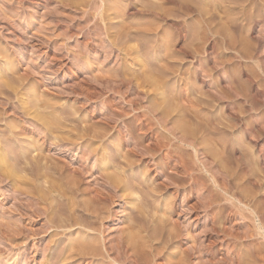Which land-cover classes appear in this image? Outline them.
Instances as JSON below:
<instances>
[{
  "label": "rangeland",
  "instance_id": "rangeland-1",
  "mask_svg": "<svg viewBox=\"0 0 264 264\" xmlns=\"http://www.w3.org/2000/svg\"><path fill=\"white\" fill-rule=\"evenodd\" d=\"M1 78L0 155L22 177H7L0 165V264L18 254L15 264H131L115 249L104 258L69 249L96 235L111 249L134 233L140 239L129 246L147 257L138 256L140 264L264 262V0H0ZM108 168L123 178L117 197L100 186ZM71 171L80 176L72 180ZM88 186L110 197L104 208L116 212L98 232L83 215L92 205ZM62 215L70 223L55 227Z\"/></svg>",
  "mask_w": 264,
  "mask_h": 264
},
{
  "label": "bare ground",
  "instance_id": "bare-ground-1",
  "mask_svg": "<svg viewBox=\"0 0 264 264\" xmlns=\"http://www.w3.org/2000/svg\"><path fill=\"white\" fill-rule=\"evenodd\" d=\"M187 9H188V8H187ZM188 10H189V9H188ZM189 11H190V10H189ZM189 11H188V12H189ZM147 13H148V12H147ZM154 15H155V14H154ZM154 15H153V16H154ZM152 30L155 31L154 29H152ZM152 30H151V31H152ZM156 33H157V32H156ZM121 35H122V34H121ZM154 37L156 38V35H155ZM1 55H2V54H1ZM5 58H6V57H5ZM8 61H9V59H8ZM8 61L6 60V62H8ZM159 63H160V62H159ZM8 64L11 65L10 63H7L6 65H8ZM166 66H167V65H166ZM163 67H164V66H163ZM163 67H162V68H163ZM6 70H7V69H6ZM9 70H10V68H9ZM12 70H13V69H12ZM7 71H8V70H7ZM2 72H3V71H1V73H2ZM5 72H6V71H5ZM9 72H10V71H9ZM13 72H14V71H13ZM12 74H13V73H12ZM12 74H11V75H12ZM14 74H15V73H14ZM148 74H149V73H148ZM8 75H9V74H8ZM8 75H7V76H8ZM7 76H6V77H7ZM9 76H10V75H9ZM149 76H151V75H149ZM152 76H154V75H152ZM4 77H5V76H4ZM146 77H147V76H146ZM8 78H9V77H7V79H6V78H5V79H6V80H9ZM151 79H152V78H151ZM155 79H156V78H155ZM0 80H2V78H1ZM106 80H107V79H106ZM106 80H104V81H106ZM156 80H157V79H156ZM10 81H11V80H9V82H10ZM110 81H111V80H110ZM3 82H5V81H3ZM22 82H23V81H22ZM22 82H21V84H23ZM108 82H109V81H108ZM108 82H107V83H108ZM151 82H152V81H151ZM153 82H156V81H153ZM1 84H2V83H0V85H1ZM14 84H18V83H14ZM19 84H20V83H19ZM19 84H18V87H19ZM104 84H105V82H104ZM110 84H111V83H110ZM6 85H8V81H7V84H6ZM10 85H12V84H10ZM151 85H152V84H151ZM157 85H158V84H157ZM8 86H9V85H8ZM21 86H22V85H21ZM152 86H155V84L152 85ZM1 87H2V86H1ZM3 87H5V86H3ZM3 87L1 88V90L4 89ZM10 87H11V86H10ZM15 87H16V86H15ZM104 87H106V86H104ZM7 88H8V87H7ZM23 88H24V87H23ZM110 88H111V87H110ZM110 88H109L108 90H110ZM10 89H11V88H10ZM13 89H15V88H13ZM33 89H34V88H33ZM1 90H0V91H1ZM154 90H155V89H154ZM159 90H160V89H159ZM10 91H13V90H10ZM14 91H15V90H14ZM14 91H13V92H14ZM20 91H21V90H20ZM2 92H4V91H2ZM15 92H16V91H15ZM156 92H157V90H156ZM115 93H116V92H115ZM1 94H4V93H0V95H1ZM5 94H6V93H5ZM18 94H19V93H18ZM89 94H90V93H89ZM94 94H95V93H94ZM85 95H86V94H85ZM90 95H91V94H90ZM37 96H38V95H37ZM86 96H87V95H86ZM96 96H97V95H96ZM31 97H32L31 100L35 99V98H33V96H31ZM9 98H10V97H9ZM39 98H40V97H39ZM90 98H91V97H90ZM96 98L98 99V97H96ZM37 99H38V98H36V101L39 100V99H38V100H37ZM97 99H96V100H97ZM39 101H40V100H39ZM42 101H43V100H42ZM47 102H48V101H47ZM88 102H89V101H88ZM6 103H8V102H6ZM33 103H34V102H33ZM38 103H39V102H38ZM42 104H43V103H42ZM42 104H41L40 106H42ZM50 104H51V103H50ZM43 105H44V104H43ZM46 105H47V104H46ZM0 106H1V105H0ZM27 106H28V105H27ZM31 106H32V105H31ZM49 106H50V105H49ZM4 107H5V106H4ZM24 107H25V106H24ZM29 107H30V106H29ZM42 107H44V106H42ZM1 108H2V107H1ZM25 108H26V107H25ZM32 108H33V107H32ZM38 108H39V107H38ZM44 108L46 109V107H44ZM27 109H28V108H27ZM27 109H25V110H27ZM30 109H31V107H30ZM36 109H37V108H36ZM36 109L34 108V110H36ZM45 109H44V110H45ZM49 109H50V108H49ZM49 109H48V110H49ZM27 111H28V110H27ZM27 111H26V112H27ZM39 111H41V110H39ZM53 111H54V110H53ZM122 111H123V109H122ZM126 111H127V110H126ZM29 112L32 113V111H30V110H29ZM55 112H56V111H55ZM55 112H54V113H55ZM114 112H116V111H114ZM38 113H40V112H38ZM120 113H121V112H120ZM124 113L126 114V112H124ZM22 114H23V113H22ZM26 114H27V113H26ZM28 114H29V113H28ZM34 114H36V113H34ZM48 114H49V113H48ZM52 114H53V113H52ZM115 114H116V113H115ZM115 114H114V115H115ZM122 114H123V113H122ZM40 115H41V113H40ZM42 115L44 116V115H46V114L42 113ZM49 115H50V114H49ZM53 115H54V114H53ZM55 115H56V114H55ZM105 115H106V114H105ZM105 115H104V116H105ZM118 115H119V114H118ZM118 115H116V116H118ZM127 115H128V114H127ZM136 115H138V113H137ZM154 115H155V114H154ZM18 116H19V115H18ZM25 116H26V115H25ZM27 116H30V115H27ZM61 116H62V115H61ZM68 116H71V114H69ZM123 116H124V115H123ZM32 117H34V116H32ZM81 117H82V116H81ZM120 117H122V116H120ZM120 117L118 116L117 118H120ZM136 117H137V116H136ZM138 117H139V115H138ZM143 117H144V116H143ZM42 118H43V117H42ZM51 118H52V117H51ZM54 118H56V117H54ZM57 118H59V117H57ZM73 118H74V117H73ZM132 118H134V117H132ZM32 119H33V118H32ZM34 119H35V118H34ZM48 119H49V116H48ZM69 119H70V118H69ZM76 119H77V118H76ZM84 119H85V118H84ZM108 119H109V118H108ZM158 119H159V121H160V118H158ZM25 120H26V119H25ZM49 120H50V119H49ZM51 120H52V119H51ZM57 120H59V119H56V121H57ZM64 120H65V119H64ZM67 120H68V118H67ZM82 120H83V118H82ZM82 120H81V121H82ZM111 120H112V119H111ZM111 120H109V122H110ZM113 120H114V119H113ZM116 120H117V119H116ZM140 120H141V119H140ZM31 121H32V120H31ZM36 121H37V120H36ZM53 121H54V119H53ZM72 121H73V120H72ZM74 121H77V120H74ZM137 121H138V120H137ZM29 122H30V121H29ZM32 122H34V121H32ZM50 122H51V121H50ZM60 122H61V121H60ZM79 122H80V120H79ZM127 122H128V121H127ZM40 123H41V122H40ZM42 123H44V122H42ZM47 123H48V121H47V122L45 123V125H44V126H46V128L48 127V126H47V125H48ZM64 123H66V122H64ZM115 123H116V122H115ZM133 123H134V122H133ZM46 124H47V125H46ZM50 124H52V122L49 123V125H50ZM60 124H62V123H60ZM80 124H81V122H80ZM84 124H85V122H84ZM107 124H108V123H107ZM124 124H125V122H124ZM37 125H38V124H37ZM63 125H65V124H63ZM82 125H83V124H82ZM93 125H94V124H93ZM95 125H96V124H95ZM109 125H110V124H109ZM130 125H131V123H130ZM248 125H250V124H248ZM251 125H252V124H251ZM38 126H39V125H38ZM65 126H66V125H65ZM75 126H76V125H75ZM79 126H80V125H79ZM83 126H84V125H83ZM50 127H52V126H50ZM91 127H92V126H91ZM110 127H111V126H110ZM126 127H127V126H126ZM128 127H129V126H128ZM128 127H127V128H128ZM249 127H250V126H249ZM252 127H253V126H252ZM40 128H41V127H40ZM54 128H55V126H54ZM58 128H59V127H58ZM60 128H61V127H60ZM62 128H64V127L62 126ZM76 128H78V125H77ZM81 128L83 129V127H81ZM89 128H90V127H89ZM89 128L87 129V131L89 130ZM117 128H118V127H117ZM119 128H120V127H119ZM36 129H37V128H36ZM56 129H57V128H56ZM92 129H94V127H93ZM92 129H90L89 131H91ZM95 129H96V128H95ZM104 129H105V128H104ZM106 129H107V128H106ZM115 129H116V128H115ZM19 130H20V129H19ZM39 130H40V129H39ZM60 130H61V129H60ZM78 130H79V128H78ZM102 130H103V129H102ZM120 130H121V129H120ZM133 130H134V129H133ZM43 131H45V130H43ZM54 131H55V130H54ZM74 131H75V130H74ZM74 131H73V132H74ZM97 131H98V130H97ZM106 131H107V130H106ZM121 131H123V129H122ZM131 131H132V130H131ZM131 131H130V132H131ZM51 132H53V131H51ZM64 132H65V131H64ZM64 132H63V133H64ZM73 132H72V133H73ZM83 132L85 133L84 129H83ZM91 132H92V131H91ZM91 132H90V133H91ZM94 132H95V130H94ZM94 132H93V133H94ZM11 133H12V132H11ZM48 133H49V132H48ZM61 133H62V132H61ZM69 133H70V132H69ZM69 133H68L67 135H69ZM74 133H75V132H74ZM79 133H80V131H79ZM90 133L88 132V134H90ZM105 133H106V132H105ZM119 133H120V132H119ZM124 133H125V132H124ZM42 134H43V133H42ZM57 134H58V133H57ZM77 134H78V133H77ZM82 134H83V133H81V135H82ZM85 134H86V133H85ZM98 134H99V133H98ZM98 134H96V135H97V138H98ZM52 135H53V134H52ZM64 135L66 136V134H64ZM71 135H72V134H71ZM71 135H70V136H71ZM91 135H92V134H91ZM102 135H103V134H102ZM50 136H51V135H50ZM61 136H62V135H61ZM75 136H76V135H75ZM82 136H84V135H82ZM42 137H44V136L42 135ZM46 137H47V136H46ZM104 137H106V136H104ZM48 138H49V136H48ZM51 138H52V137H50V142H51V140H52ZM60 138H61V137H60ZM68 138H69V137H68ZM76 138H77V137H76ZM81 138H82V137H81ZM91 138H92V137H91ZM62 139H64V137H63ZM88 139H89V138H88ZM95 139H96V138H95ZM102 139H103V138H102ZM130 139H131V138H130ZM0 140H1V139H0ZM32 140H33V139H32ZM56 140L59 141V143L61 142V140H58V139H56ZM126 140H127V139H126ZM178 140H179V139H178ZM180 140H181V138H180ZM188 140H189V139H188ZM35 141H36V140H35ZM41 141H42V140H41ZM43 141H44V140H43ZM48 141H49V140H48ZM74 141H75V140H74ZM88 141H89V140H88ZM94 141H95V140H94ZM99 141H101V140H99ZM190 141H192V140H190ZM70 142H71V141H70ZM89 142H90V141H89ZM182 142H184V140H183ZM39 143H40V142H39ZM41 143H42V142H41ZM75 143H76V142H75ZM92 143H93V141H92ZM98 143H99V142H98ZM193 143H194V142H193ZM193 143H192V144H193ZM195 143H196V142H195ZM26 144H28V142H27ZM30 144H31V142H30ZM30 144H28V145H30ZM44 144H45V143H44ZM50 144H51V143H50ZM54 144H55V142H54ZM68 144H69V143H68ZM70 144H71V143H70ZM88 144H89V143H88ZM164 144H166V143H164ZM168 144H169V143H168ZM52 145H53V144H52ZM66 145H67V144H66ZM73 145H74V144H73ZM30 146H31V145H30ZM30 146H29V147H30ZM32 146H33V145H32ZM32 146H31L30 148L35 149V147H32ZM35 146H36V145H35ZM49 146H50V145H49ZM61 146H62V144H61ZM86 146H89V145H86ZM91 146L93 147V144L90 145V147H91ZM97 146H98V145H97ZM167 146H168V145H167ZM167 146H165V147H167ZM193 146H194V145H193ZM20 147H21V146H20ZM39 147H40V145H39ZM41 147H42V146H41ZM43 147H44V146H43ZM84 147H85V146H84ZM92 147H91V151L93 150ZM95 147H96V146H95ZM98 147H99V146H98ZM24 148H25V147H24ZM64 148H65V146H64ZM76 148H77V147H76ZM158 148H159V147H158ZM161 148H162V147H161ZM37 149H38V147H37ZM67 149H68V148H67ZM84 149H86V147H85ZM194 149H195V148H194ZM1 150H2V149H1ZM22 150H23V149H22ZM25 150H26V149H25ZM27 150H28V149H27ZM31 150H32V149H31ZM41 150H42V149H41ZM43 150H44V149H43ZM64 150H65V149H64ZM81 150H82V149H81ZM87 150H88V152H89L90 148H87ZM148 150H150V149H148ZM161 150H162V149H161ZM166 150H167V149H166ZM259 150H260V149H259ZM39 151H40V150H39ZM83 151H84V150H83ZM150 151H151V150H150ZM25 152H26V151H25ZM25 152H24V153H25ZM30 152H31V151H30ZM153 152H154V151H153ZM5 153H9V152H5ZM27 153H28V152H27ZM36 153H37V152H36ZM68 153H69V152H68ZM81 153H82V151H81ZM148 153H149V152H148ZM151 153H152V152H151ZM0 154H1V153H0ZM2 154H3V152H2ZM37 154H39V153H37ZM41 154H42V153H41ZM48 154H49V153H48ZM85 154H87V153H85ZM92 154H93V153H92ZM92 154L90 153V155H92ZM149 154H150V153H149ZM260 154H261V152H260ZM18 155H20V153H19ZM153 155H154V153H153ZM0 156H1V155H0ZM2 156H3L4 158H1ZM2 156L0 157V162H1L0 165L3 166V167H2V169H3V168L8 164L7 162H8L9 160L6 161L8 158H5L6 156H4V155H2ZM8 156H10V155L8 154ZM21 156H22V155H21ZM40 156L43 157L42 155H40ZM44 156H45V155H44ZM51 156H52V155H51ZM86 156H88V155H86ZM22 157H23V156H22ZM33 157H34V156H33ZM38 157H39V156H38ZM46 157H47V156H46ZM53 157H54V156H53ZM17 158H20V157H17ZM23 158H24V157H23ZM27 158H30V157H27ZM36 158H37V157H36ZM36 158H35V159H36ZM43 158H44V157H43ZM123 158H124V157H123ZM197 158H198V157H197ZM30 159H31V158H30ZM32 159H34V158H32ZM35 159H34V161H35ZM37 159H38V158H37ZM49 159H52V157L50 158V155H49ZM49 159H48V160H49ZM81 159H82V158H81ZM198 159H199V158H198ZM26 160H27V159H26ZM48 160H46V164H44L45 166H46L47 164L50 163ZM106 160H107V158H106ZM124 160H126V158H125ZM127 160H128V158H127ZM127 160H126V161H127ZM29 161H30V160H29ZM36 161H37V160H36ZM36 161H35V163L37 164ZM38 161H39V159H38ZM47 161H48L49 163H47ZM87 161H89V160H87ZM87 161H86V162H87ZM119 161H120V159H119ZM181 161H182V160H181ZM199 161H200V160H199ZM19 162H20V161H19ZM19 162H18V163H19ZM30 162H31V161H30ZM44 162H45V161H44ZM81 162H82V161H81ZM113 162L116 163L115 161H113ZM117 162H118V161H117ZM122 162H123V161H122ZM21 163H22V162H21ZM41 163H42V160H41ZM103 163H105V162H103ZM114 163H112V164H114ZM181 163H183V162H181ZM23 164H24V163H23ZM30 164H31V163H30ZM30 164H29V166H30ZM32 164H33V163H32ZM32 164H31V166H32ZM65 164H66V163H65ZM121 164H122V163H121ZM34 165H35V164H34ZM34 165H33V167H34ZM38 165H40V163H39ZM44 165H43V164L41 165L42 168H43ZM81 165H82V164H81ZM107 165H108V164H107ZM179 165H180V162H179ZM183 165H184V164H183ZM183 165H182V166H183ZM20 166H22V164H21ZM45 166H44V168H45ZM49 166H50V165H49ZM51 166H52V165H51ZM87 166H88V165H87ZM102 166H103V165H102ZM105 166H106V165H105ZM111 166H112V165L110 164L108 167H111ZM114 167H115V166H114ZM179 167H180V166H179ZM6 168H7V166L4 168V170H5ZM8 168H10V165H9V164H8ZM12 168H13V167H12ZM47 168H49V167L47 166ZM47 168H46V169H47ZM57 168H58V167H57ZM76 168H77V167H76ZM104 168H105V167H104ZM117 168H118V167H117ZM183 168H185V166H184ZM13 169H14V168H13ZM46 169H45V170H46ZM50 169H52V167H51ZM108 169H109V168H108ZM113 169H115V168H113ZM4 170H3V171H4ZM6 170H7V171H5L6 173L4 172V175L6 174L7 177H8V176H15V177H16L17 175L19 176V173H16V172H18L19 169H18V170L14 169L16 172L11 171L10 169H9V171H8V169H6ZM37 170H39V169H37ZM54 170H55V169H54ZM54 170H53V172H54ZM86 170H87V168H86ZM109 170H110L111 173H112V170H111V169H109ZM187 170H188V169H187ZM22 171H23V170H22ZM33 171H34V170H33ZM35 171H36V170H35ZM46 171H47V170H46ZM61 171H63L62 168H61ZM84 171H85V169H84ZM106 171H107V170H106ZM106 171H102V172H105V175H104V174L102 175L104 181L102 180L103 183H102V185L100 184V186L103 187V188L105 189L104 191H106L107 194H108L109 196H111V195L114 196V195H115L114 197H117L120 193L117 195V193H115V191H116L115 189H117V188L120 187V185H121V184L119 183V181L117 180V179H119L120 177H119V178L117 177V179H116V176L119 175V174H117L116 176H115L114 173H112V174H114V175H112V174H106ZM7 172H9L10 175H7ZM11 172H12V173H11ZM13 172H14V173H13ZM43 172H44V171H43ZM49 172H51V170H50ZM49 172H46V173H47V174H51V173H49ZM53 172H52V173H53ZM64 172H65V171H64ZM71 172H72V171H71ZM91 172H92V171H91ZM21 173H22V172H21ZM33 173H35V172H33ZM38 173H39V171H38ZM46 173H45V174H46ZM69 173H70V172H69ZM109 173H110V172H109ZM1 174H2V173H1ZM14 174H15V175H14ZM16 174H17V175H16ZM36 174H37V173H36ZM55 174H56V171L54 172V175H55ZM58 174H59V173H58ZM78 174H79L78 172H72L71 175L74 177V178H72V180L75 179V177L77 178V176L79 177L80 175H78ZM120 174H121V173H120ZM188 174H189V173H188ZM188 174H187V175H188ZM22 175H23V174H22ZM37 175H38V174H37ZM54 175H53V176H54ZM61 175H62V174H61ZM69 175H70V174H69ZM71 175H70V176H71ZM18 176H17V177H18ZM34 176H36V175L34 174ZM34 176H33V177H34ZM48 176H49V175H48ZM90 176H91V175H90ZM122 176H123V175H122ZM122 176H121V177H122ZM0 177H1V176H0ZM19 177H20V176H19ZM19 177H18V179H19ZM21 177H22V176H21ZM21 177H20V178H21ZM40 177H41V174H40ZM43 177H44V176H43ZM45 177H46V176H45ZM50 177H52V176H50ZM54 177H55V176H54ZM56 177H58V176H56ZM59 177H61V176H59ZM68 177H69V176H68ZM46 178H47V177H46ZM80 178H82V176H81ZM83 178H84V177H83ZM101 178H102V177H101ZM189 178H190V176H189ZM37 179H38V178H37ZM37 179H36V180H37ZM52 179H53V178H52ZM54 179H55V178H54ZM54 179H53V180H54ZM58 179H59V181H60V178H58ZM62 179H63V178H62ZM64 179H65V178H64ZM68 179H69V178H68ZM68 179H67V180H68ZM97 179H98V178H97ZM120 179H123V178H120ZM120 179H119V180H120ZM31 180H32V179H31ZM34 180H35V179H34ZM42 180H43V179H42ZM53 180H52V181H53ZM69 180H70V179H69ZM76 180H77V179H76ZM81 180H82V179H81ZM91 180H92V179H91ZM38 181L40 182V179H39ZM65 181H66V179H65ZM77 181H78V180H77ZM84 181H85V180H84ZM89 181H90V180H89ZM97 181H98V180H97ZM97 181H96V182H97ZM45 182H46V180H45ZM50 182H51V181H50ZM54 182H55V181H54ZM54 182H53V183H54ZM56 182H57V181H56ZM56 182H55V185H58V187H56V188H58V189L60 190L62 187L60 188V187H59L60 185H59V184H56ZM62 182H63V181H62ZM99 182H100V181H99ZM120 182H121V181H120ZM15 183H16V182H15ZM19 183H20V182H19ZM26 183H28V182H26ZM41 183H42V182H41ZM59 183H60V182H59ZM65 183H66V182H65ZM70 183L72 184L73 187H72L71 185H69ZM70 183L67 184V185L71 186L72 188H75V186L78 185V184H77L78 182H73V183L70 182ZM74 183H75V184H74ZM81 183H82V182H81ZM88 183H89V182H88ZM91 183H92V182H91ZM118 183L120 184L119 186H118ZM16 184H17V183H16ZM46 184H47V182H46ZM62 184H64V182H63ZM76 184H77V185H76ZM122 184H123V183H122ZM147 184H148V183H147ZM22 185H23V184H22ZM26 185H27V184H26ZM33 185H34V184H33ZM33 185H32V188H34ZM40 185H41V184H40ZM94 185H95V184H94ZM144 185H146V184H144ZM148 185H149V184H148ZM148 185H147V186H148ZM23 186H24V185H23ZM30 186H31V185H30ZM37 186H39V185L37 184ZM44 186H45V185H44ZM96 186H97V185H96ZM100 186H99L98 188H97V187H96V188H97V189H100ZM141 186H143V185H141ZM45 187H46V186H45ZM80 187H81V186H80ZM90 187H92V186H88V187H87V189H88L87 192H90L88 196H90L89 199H90V201H91V204H92V205H91V204H90V205H91L92 208H91L90 206H89L90 208H87L88 206H87V207L84 206V208H83V210H84L83 213H84V214H83V215L86 216V217H88V218H89L88 220H92V219H93V220H94V219L96 220V221H94V223H93V221H92V223L90 222L91 225L88 223V224L92 227L91 229L94 230L98 223H101L100 225L102 226V224L104 223V221H105L106 219H110V218H112V217L114 216V214H116V212H115V210H114V206H113V207L111 206L112 208H110L109 210H106L107 208H106V205H105V204H106L107 202H109L108 200H109L110 197H109V198L105 197V194H104L101 190H100V191H101L104 195H103L100 191H98V190H97V191H94V190L92 191V190H91L92 188H90ZM123 187H124V186H123ZM148 187H150V186H148ZM19 188H20V186H19ZM27 188H28V187H27ZM27 188H26V189H27ZM29 188H30V187H29ZM37 188H38V187H37ZM41 188H43V187H40V189H41ZM54 188H55V187H54ZM76 188H77V187H76ZM76 188H75V189H76ZM82 188H83V187H82ZM93 188H94V187H93ZM103 188H102V189H103ZM125 188L127 189V187H125ZM161 188H162V187H161ZM164 188H165V187H164ZM21 189H22V188H21ZM47 189H49V188H47ZM51 189H53V187H51ZM51 189H49V190H51ZM66 189H67V188H66ZM129 189H130V188H129ZM129 189H127V190H129ZM144 189H145V186H144ZM149 189H150V188H149ZM155 189H156V188H155ZM29 190H30V189H29ZM38 190H39V189H38ZM43 190H44V189H42L41 191H43ZM59 190H57V192H58ZM81 190L83 191V189H81ZM114 190H115V191H114ZM119 190H120V189H119ZM122 190H123V189H122ZM147 190H148V189H147ZM158 190H159V189H158ZM19 191H22V190H19ZM44 191H46V190H44ZM47 191H48V190H47ZM53 191H54V190H53ZM53 191H52V192H53ZM62 191H63V190H62ZM75 191H76V190H75ZM75 191H74V192H75ZM34 192H35V189H34ZM48 192H49V191H48ZM54 192H55V191H54ZM87 192H86V193H87ZM152 192H153V191H152ZM28 193H29V192H28ZM30 193H31V192H30ZM39 193H40V191H39ZM43 193H44V192H43ZM55 193H56V192H55ZM62 193H63V192H62ZM66 193H67V192L64 191L63 195H64V196L67 195ZM68 193H69V192H68ZM81 193H82V192H81ZM84 193H85V192H84ZM121 193H122V192H121ZM150 193H151V192H150ZM33 194H34V193H33ZM46 194H47V193H46ZM49 194H50V193H49ZM49 194H48V195H49ZM58 194H60V193H58ZM72 194H73V193H72ZM72 194L70 193V195H72ZM75 194H76V193H75ZM29 195H30V194H29ZM43 195H44V194H43ZM43 195H41V196H43ZM53 195H54V194H53ZM53 195H52V196H53ZM79 195H80V194H79ZM84 195H85V194H84ZM152 195H153V194H152ZM161 195H162V194H161ZM36 196H38V195H36ZM46 196H47V195H46ZM46 196H44V197L46 198ZM88 196H87V197H88ZM33 197H34V196H33ZM78 197H79V196H78ZM83 197H84V196H83ZM114 197H113V198H114ZM152 197H153V196H152ZM156 197H157V196H156ZM156 197H155V198H156ZM38 198H39V196H38ZM41 198H43V197H41ZM41 198H39V199H41ZM45 198H44V199H45ZM48 198H49V196H48ZM52 198H53V197H52ZM52 198H51V199H52ZM63 198H64V197H63ZM80 198H81V197H80ZM85 198H86V197H85ZM46 199H47V198H46ZM51 199H50V200H51ZM69 199H70V198H69ZM72 199H73V198H72ZM72 199H71V200H72ZM156 199H157V198H156ZM156 199H155V201H156ZM166 199H167V198H166ZM33 200H34V199H33ZM35 200H36V199H35ZM81 200H82V199H81ZM120 200H121V199H120ZM39 201H40V202H39ZM43 201H44V200H43ZM53 201H55V200H53ZM78 201H79L80 203L82 202L83 204L85 203V200H84V202H83V201H80V200H78ZM113 201H114V200H113ZM133 201H134V200H133ZM32 202H33V201H32ZM36 202H37V200H36ZM41 202H42V200H38L37 203L40 204ZM46 202H47V201H46ZM48 202H49V201H48ZM56 202H57V201H56ZM67 202H68V201H67ZM73 202H75V201H73ZM86 202H87V200H86ZM34 203H35V201H34ZM34 203H33V204H34ZM50 203H51V202H50ZM60 203H61V202H60ZM68 203H69V202H68ZM135 203H136V202H135ZM156 203H157V202H155V203H153V204L156 205ZM33 204L31 203V205H33ZM35 204H36V203H35ZM52 204H53V203H52ZM57 204H58V203H57ZM71 204H72V203H71ZM29 205H30V203H29ZM53 205H54V204H53ZM66 205H67V203H66ZM66 205H65V206H66ZM72 205H73V204H72ZM77 205H78V204H77ZM81 205H82V204H81ZM86 205H88V203H87ZM111 205H112V204H111ZM234 205H235V204H234ZM38 206H39V208L41 207L40 205H38ZM49 206H50V205H49ZM51 206H52V205H51ZM54 206H55V205H54ZM60 206H62V205H59V207H60ZM65 206H64V208H65ZM68 206H69V205H68ZM68 206H66V207H68ZM73 206H74V205H73ZM73 206H71L72 208L69 206V209H67V208H66V209H62L63 206L60 207V209H59V208H58V209L56 208V209H57L58 211H60V213H62V214H65V215H66L67 213H70V215H71V213H74V212H73V209L75 210V208H74ZM79 206H80V205H79ZM104 206H105L106 209L104 208ZM109 206H110V205H108V207H109ZM142 206H143V205H142ZM142 206H140V207H142ZM27 207H29V206H27ZM33 207H36V205L33 206ZM94 207H95V208H94ZM133 207H134V206H132V209H133ZM52 208H53V207H52ZM81 208H82V207H81ZM135 208H136V207H134V209H135ZM142 208H145V207H142ZM153 208H155V207H153ZM236 208H237V207H236ZM240 208H241V207H240ZM30 209H31V208H30ZM33 209H34V208H33ZM49 209H50V208H49ZM54 209H55V208H54ZM54 209H53V210H54ZM104 209H105L106 211H104ZM238 209H239V208H238ZM247 209H249V208H247ZM19 210H20V209H19ZM46 210H47V209H46ZM50 210H51V209H50ZM53 210H52V211H53ZM140 210H141V209H140ZM146 210H147V208H146ZM149 210H150V209H149ZM25 211H26V210H25ZM29 211H30V210H29ZM35 211H36V210H35ZM40 211H41V210H40ZM43 211H44V210H43ZM134 211H135V210H134ZM134 211H133V212H134ZM136 211H137V210H136ZM242 211H243V210H241V212H242ZM21 212H22V210H21ZM76 212H77V211H76ZM140 212H142V211H140ZM140 212H139V214H140ZM236 212H238V211H236ZM257 212H259V210H258ZM22 213H23V212H22ZM38 213H39V212H38ZM44 213H45V212H44ZM55 213L57 214V211H55ZM81 213H82V212H81ZM143 213H144V212H143ZM233 213H234V212H233ZM255 213H256V212H255ZM260 213H261V212H260ZM19 214H20V213H19ZM139 214H138V215H139ZM146 214H147V213H146ZM146 214H145V215H146ZM148 214H149V213H148ZM167 214H168V213H167ZM240 214H241V213H240ZM242 214H243V212H242ZM251 214H252V213H251ZM20 215H22V214H20ZM26 215H27V213H26ZM68 215H69V214H68ZM70 215H69V216H70ZM73 215H74V214H72V216H73ZM83 215H82V216H83ZM238 215H239V214H238ZM258 215H260V214H258ZM262 215H263V214H262ZM49 216H50V215H49ZM63 216H64V215H62V218H63V219H60V218H59L60 220H62V221H60V222H62V225H59V224H60V223H59V224H56L57 226L54 225L55 227H58V226L63 227V226H64V225H63L64 222H65V225H66L67 222H66L65 219H64V218H66V217H63ZM66 216H67V215H66ZM72 216H70V218H69L70 221H71V218H73V217H74V219H72V220H75V219H76L75 216H73V217H72ZM84 216H83V217H84ZM133 216H137V215H136V214H135V215L133 214ZM143 216H144V215H143ZM163 216H164V215H163ZM235 216H236V215H235ZM252 216H253V215H251V218H252ZM59 217H60V216H59ZM80 217H81V216H80ZM140 217H141V216H140ZM145 217H146V216H145ZM253 217H254V216H253ZM90 218H91V219H90ZM133 218H134V217H133ZM136 218H137V217H136ZM136 218H135L134 220H136ZM143 218H144V217H143ZM162 218H163V217H162ZM165 218H166V217H165ZM165 218H164V219H165ZM167 218H168V217H167ZM169 218H170V217H169ZM247 218H249V217L247 216ZM46 219H47V218H46ZM50 219H51V218H50ZM50 219H48V220H50ZM57 219H58V217H57ZM69 219L66 218V220H68V222H69ZM83 219H87V218L84 217ZM144 219H145V218H144ZM157 219H158V218H157ZM170 219H171V218H170ZM253 219H254V218H253ZM253 219H252V220H253ZM257 219H258V218H257ZM259 219H260V217H259ZM261 219H262V217H261ZM78 220L80 221L81 219L79 218ZM88 220H87V221H88ZM139 220H140V219H139ZM158 220H159V219H158ZM161 220H162V219H161ZM167 220H168V219H167ZM171 220H172V219H171ZM53 221L56 222L55 219H54ZM57 221H59V220H57ZM76 221H77V220H76ZM83 221H84V220H83ZM130 221H133V220L131 219ZM136 221H138V220H136ZM140 221H143V220L141 219ZM140 221H139V223H140ZM154 221H155V220H154ZM156 221H157V220H156ZM260 221H261V223H262V221L264 222V220H260ZM49 222H52V221L50 220ZM72 222H73V221H72ZM85 222H86V221H85ZM171 222H172V221H171ZM45 223H46V222H45ZM47 223H48V222H47ZM56 223H57V222H56ZM69 223H70V222H69ZM78 223H79V222H78ZM131 223H132V222H131ZM136 223H137V222H136ZM146 223H147V221H146ZM150 223H151V222H150ZM150 223H149V224H150ZM153 223H154V222H153ZM156 223H157V222H156ZM82 224H83V223H82ZM82 224H81V225H82ZM141 224L143 225L144 223H141ZM149 224H146L145 226L143 225L144 227H142V228H145V227H146L147 225H149ZM157 224H158V223H157ZM162 224L164 225L165 222L162 223ZM44 225H47L46 227L48 228V230H49V229L51 230V228H54L53 225H49V223H48V224H44ZM69 225H70V224H69ZM74 225H75V224H74ZM89 225H88V229L90 228ZM136 225H137V224H136ZM139 225H140V224H139ZM166 225H167V224H166ZM166 225H165V226H166ZM169 225H171V224H169ZM172 225H173V223H172ZM256 225H257V224H256ZM48 226H49V227H48ZM50 226H52V227L50 228ZM71 226H72V225H71ZM78 226H80V224H79ZM130 226H131V225H130ZM159 226H160V225H159ZM175 226H176V225H175ZM253 226H254V224H253ZM261 226H262V225H261ZM46 227H45V228H46ZM64 227H65V226H64ZM98 227H99V226H98ZM128 227H129V226H128ZM131 227H132V226H131ZM67 228H68V227H67ZM134 228H135V225H134V227H132V229H134ZM252 228H254V227H252ZM259 228H260V227H259ZM43 229H44V228H43ZM56 229H57V228H56ZM101 229H102V228H101ZM137 229H138V228H137ZM145 229H146V228H145ZM160 229H161V228H160ZM163 229H164V228H163ZM167 229H168V227H167ZM262 229H264V228L262 227ZM61 230H62V228H61ZM82 230H83V229H82ZM95 230H96V229H95ZM128 230H129V229H128ZM140 230H141V229H138V231H140ZM256 230H257V229H256ZM56 231H57V230H56ZM87 231H88V230H87ZM87 231H86V232H87ZM96 231H97V230H96ZM138 231H135V232H138ZM142 231H144V230H142ZM161 231H162V229H161ZM166 231H167V230H166ZM168 231H169V230H168ZM168 231H167V232H168ZM173 231H174V230H173ZM173 231H172V232H173ZM224 231H226V230H224ZM249 231H250V230H249ZM251 231H252V229H251ZM257 231H258V230H257ZM257 231H255V232H257ZM1 232H2V231H1ZM14 232H15V231H14ZM86 232H84V234H85ZM97 232H98V231H97ZM162 232H163V231H162ZM164 232H165V230H164ZM170 232H171V231H170ZM170 232H169V233H170ZM175 232H178V231L175 230ZM52 233H53V232H52ZM52 233H51V234H52ZM131 233H134V232H131ZM139 233H140V232H139ZM169 233H168V234H169ZM4 234H5V233H4ZM42 234H43V233H42ZM53 234H54V233H53ZM104 234H105V233H104ZM128 234H129V233H128ZM142 234H143V232L141 233V235H142ZM162 234H163V233H162ZM231 234H232V233H231ZM246 234H247V233H246ZM249 234H250V233H249ZM252 234H253V233H252ZM11 235H12V234H11ZM33 235H34V234H33ZM137 235H138V234H137ZM137 235H135V233H134V234H131V235L127 236V238H125V239H124V238H123V239L119 238V239H118V242L116 243L115 248H114V247H112L111 249L108 248L109 250L107 249L106 246H105L106 249H104V248H105V247H103L104 244H102L101 242H100V244H99V242H98V243L96 242V241H98V240H97V235H96L95 238H94V240L91 241V242H90V241L86 242V241H87V238H86V241L84 240L85 242H83V241H82L83 239H82V240H80V242L82 241V244H81L80 242H79V243H80V244H79V243H78L79 240H78V241H77V243L79 244V247H78V248H77V246H73V244H77V243H74V242H73V244L71 245L69 251L72 252V253L75 252V253H73V255H74V254H78L77 252H78L80 249L82 250V249L84 248V249H85V250H84L85 253L87 252V254H88V255H87V258H88V256H93V257L96 258V257H98V256H99V257L103 256L102 253H104V252L109 253L110 251H115V250H116L115 252L118 251V256H119V255L121 256V255H123V254H126V255L128 256V257H127V256L125 255V256L127 257V260H128V259H129V261L132 260L131 264H140L141 261H138V260L136 259V258H138V256H140V255L138 254V255L136 256V252H135V249H134L135 246L132 247L133 245H131V247H130L129 244H128L129 241H130V240L133 241V239H135ZM139 235H140V234H139ZM139 235H138V237H139ZM178 235H179V234H178ZM228 235H230V234H228ZM228 235H227V236H228ZM247 235H248V234H247ZM250 235H251V234H250ZM262 235H263V234H262ZM50 236H51V235H50ZM80 236L82 237V235H80ZM98 236H99V235H98ZM169 236H172V234L170 233ZM256 236H257V235H256ZM259 236H260V235H259ZM2 237H3V236H2ZM53 237H55V236H53ZM83 237H84V236H83ZM85 237H86V236H85ZM138 237H137V239H138ZM173 237H174V236H173ZM225 237H226V236H225ZM240 237H241V236H240ZM248 237H249V235H248ZM248 237H247V238H248ZM251 237H252V236H251ZM165 238H167V237H165ZM232 238H233V237H232ZM241 238H242V237H241ZM253 238H254V237H253ZM256 238H257V237H256ZM260 238H261V237H260ZM262 238H263V237H262ZM76 239H77V238H76ZM79 239H81V238L79 237ZM98 239H100V238L98 237ZM120 239H121V240H120ZM139 239H140V237H139ZM172 239H173V238H172ZM236 239H238V238H236ZM3 240H4V239H3ZM6 240H7V239H6ZM91 240H92V239H91ZM104 240H105V239H103V241H104ZM119 240H120V241H119ZM135 240H136V239H135ZM231 240H232V239H231ZM240 240H241V239H240ZM248 240H249V239H248ZM252 240H253V239H252ZM258 240H259V239H258ZM7 241H8V240H7ZM10 241H11V239H10ZM10 241H9V242H10ZM74 241H75V240H74ZM99 241H100V240H99ZM136 241H137V240H136ZM171 241H173V240H170V242H171ZM228 241H229V240H228ZM260 241H261V240H260ZM71 242H72V241H71ZM71 242H70V243H71ZM75 242H76V241H75ZM230 242H231V241H230ZM232 242H234V240H233ZM263 242H264V241H263ZM136 243H137V242H136ZM168 243H169V242H168ZM243 243H244V242H243ZM252 243H253V242H252ZM78 244H77V245H78ZM108 244H109V243H108ZM130 244H131V243H130ZM132 244H134V243H132ZM232 244H233V243H232ZM246 244H247V243H246ZM80 245H81V246H80ZM230 245H231V244H230ZM233 245H234V244H233ZM248 245H250V244H248ZM256 245H257V244H256ZM107 246H108V245H107ZM200 246H201V244H200ZM210 246H212V245H210ZM80 247H81V248H80ZM196 247H198V246H196ZM202 247H203V246H202ZM232 247H233V246H232ZM151 248H152V247H151ZM155 248H156V247L154 246V249H155ZM208 248H210V247H208ZM211 248H212V247H211ZM114 249H115V250H114ZM137 249H138V248H137ZM197 249H199V248H197ZM231 249H232V248H231ZM67 250H68V249H67ZM104 250H105V251H104ZM195 250H196V248H195ZM211 250H212V249H211ZM234 250H235V249H234ZM254 250H255V248H254ZM257 250H259V249L257 248ZM64 251H65V250H64ZM76 251H77V252H76ZM82 251H83V250H82ZM84 251H83V252H84ZM139 251H140V250H139ZM139 251H137V252L139 253ZM79 252H80V251H79ZM156 252H159V251L157 250V248H156V250H155V253H156ZM197 252H198V253L200 252V255H201L202 250L200 249V250L197 251ZM231 252H233V251H231ZM258 252H259V251H258ZM260 252H261V251H260ZM72 253H69V254H72ZM85 253H84V254H85ZM113 253H114V252H113ZM160 253H161V252H160ZM208 253H209V251H208ZM261 253H262V252H261ZM261 253H260V254H261ZM66 254H67V253H66ZM66 254H65V255H66ZM81 254H82V252H81ZM104 254H105V253H104ZM111 254H112V253H111ZM114 254H116V253H114ZM195 254H196V253H195ZM211 254H212V253H211ZM255 254H256V253H255ZM20 255H21V254H18V256H15L16 258H14L15 260H14V262H12V264L18 263L19 259L22 258ZM67 255H68V254H67ZM73 255H71V256H73ZM82 255H83V254H82ZM100 255H101V256H100ZM106 255H107V254H106ZM158 255H159V254H158ZM59 256H60V255H59ZM62 256H63V255H62ZM69 256H70V255H69ZM77 256H78V255H77ZM79 256H80V254H79ZM115 256H116V255H115ZM123 256H124V255H123ZM160 256H161V254H160ZM213 256H214V255H213ZM56 257H58V256H56ZM82 257H83V256H82ZM85 257H86V256H85ZM99 257H98V258H99ZM104 257H105V256H103L102 258H104ZM108 257H109V255L107 256V258H108ZM110 257H111V256H110ZM140 257H141V256H140ZM154 257H155V256H154ZM186 257L188 258V256H186ZM256 257H257V256H256ZM64 258H65V257H64ZM71 258H72V257H71ZM119 258H120V257H119ZM124 258H125V257H124ZM141 258H142V257H141ZM141 258H139V259H141ZM146 258H147V257L142 258V259H146ZM156 258H157V257H156ZM158 258H159V257H158ZM187 258H186V259H187ZM232 258H234V257H232ZM257 258H258V257H257ZM262 258H263V257H262ZM59 259H62V258H59ZM59 259H58V260H59ZM69 259H70V258H69ZM111 259H113V258H111ZM111 259H109V260H111ZM115 259H116V257H115ZM122 259H123V258H122ZM165 259H167V258H165ZM221 259H224V258H221ZM234 259H235V258H234ZM70 260H71V259H70ZM72 260H73V259H72ZM92 260H94V259H92ZM127 260H126V261H127ZM225 260H227V259H225ZM238 260H239V259H238ZM64 261H65V259H64ZM64 261H63V262H64ZM96 261H97V260H96ZM113 261H114V259H113ZM118 261H119V260H118ZM143 261H144V260H143ZM143 261H142V262H143ZM147 261H148V260H147ZM163 261H165V260H163ZM190 261H191V260H190ZM223 261H224V260H223ZM231 261H232V260H231ZM235 261H236V260H235ZM115 262H116V261H115ZM119 262H120V261H119ZM139 262H140V263H139ZM168 262H169V261H168ZM168 262H167V263H168ZM178 262H179V261H178ZM188 262H189V261H188ZM188 262H187V263H188ZM258 262H259V261H258ZM101 263H102V261H101ZM105 263H106V262H105ZM124 263H125V260H124ZM129 263H130V262H129ZM129 263H127V264H129ZM144 263H145V262H144ZM150 263H151V262H150ZM150 263H149V264H150ZM187 263H186V264H187ZM190 263H191V262H190ZM190 263H189V264H190ZM103 264H104V263H103ZM110 264H115V263L113 262V263H110ZM122 264H123V263H122ZM125 264H126V263H125ZM154 264H155V263H154ZM160 264H161V263H160ZM165 264H166V263H165ZM192 264H193V263H192ZM232 264H233V263H232ZM262 264H264V262H263Z\"/></svg>",
  "mask_w": 264,
  "mask_h": 264
}]
</instances>
